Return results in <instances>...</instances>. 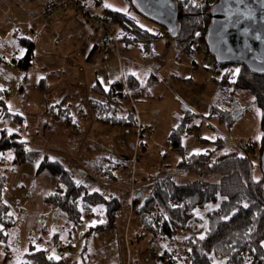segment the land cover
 <instances>
[{
  "label": "rangeland",
  "instance_id": "374dc122",
  "mask_svg": "<svg viewBox=\"0 0 264 264\" xmlns=\"http://www.w3.org/2000/svg\"><path fill=\"white\" fill-rule=\"evenodd\" d=\"M87 4L99 16H107V8L129 14L142 27L158 33L155 56L147 57L137 47L127 48L118 39L111 44L101 41L102 32L97 25L78 11L57 10L44 18L41 4L33 15L28 14L35 9L30 0L0 3V55L7 59L0 62V102L4 101L10 111L0 114V135L3 130L17 133L28 150L40 152L36 159L22 163L14 162L12 150L0 158V208L6 204L15 220L0 215V264H27L31 245L35 251L50 250L52 256L61 260L59 264H123L126 253L129 264H170L165 253L172 251L174 241L150 242L132 213V205L134 198H139L138 189L146 177L172 172L179 183L201 179L198 174L174 172L180 155L171 148L168 138L171 128L185 114L184 109L195 115L194 133H201L206 140L222 139L217 155L240 150L262 138L261 111L251 105L253 96L248 92L239 97L224 94L216 79L229 67L215 65L214 57L201 42L196 43L194 53L181 52L177 55L178 63L169 62L168 55L173 57L177 50L165 27L140 14L125 0H87ZM40 14L49 24L57 15L73 16L43 26ZM17 37L35 42V58L27 71L17 66L25 52ZM88 39L92 46L96 39L100 40L94 49L93 65L88 64L83 51ZM127 58L137 64L134 68L142 70L141 78L145 76L144 67L157 61L161 65L166 63L167 68L161 70L158 82L151 86V95L133 104L137 124L112 126L96 117L92 99L100 96L93 83L101 81L108 86V82H121L123 63L131 65ZM237 69L233 65L229 70L235 74ZM63 71L72 72L74 77L64 75ZM214 104L217 108H235L234 120H221L216 112L213 115ZM193 141V134L183 137L188 149ZM207 144L208 148L214 147ZM194 145L206 148L200 141ZM45 156L70 169L76 180L91 190L119 198L115 228L95 236L86 252L85 233L95 221L86 218L75 225L57 217L54 205L45 200L55 191L57 178L47 170H39ZM97 161H102V166L113 164L117 178L110 179L98 172L92 165ZM261 174L262 170L257 168L254 177ZM148 186L142 189L147 196L152 189ZM202 213L200 210L199 214ZM190 232L179 230L175 236L182 238ZM115 234L121 236L120 240Z\"/></svg>",
  "mask_w": 264,
  "mask_h": 264
},
{
  "label": "trees",
  "instance_id": "16d2710c",
  "mask_svg": "<svg viewBox=\"0 0 264 264\" xmlns=\"http://www.w3.org/2000/svg\"><path fill=\"white\" fill-rule=\"evenodd\" d=\"M125 1L138 11L133 0ZM176 1L179 29L175 37L170 35L175 48L180 53L191 54L194 53L195 43L199 41L209 53L205 38L213 6L208 0ZM104 12L116 28V40L139 47L147 57L155 56L154 46L160 38L158 33L142 27L129 14L109 8ZM17 43L25 47L17 66L27 71L35 58V43L27 37H17ZM13 60L16 62V58ZM6 61L0 55V62ZM214 64L219 65L215 58ZM233 65L239 69L235 74L229 70ZM219 66L229 67L216 79L224 88V94L239 97L241 93L248 92L253 96L251 105L261 111L263 135L260 142L250 143L249 150L244 149V146L240 150L217 155L223 145L222 139L206 140L201 133H194L195 115L184 109L185 114L171 128L168 138L171 148L180 155L174 172L198 174L201 179L179 183L172 172L146 177L141 185L151 182L153 189L147 197L142 194L140 198H135L132 205V213L138 217L150 242L164 239L174 241L172 251L165 253L170 264H264V175L262 173L259 178L254 177L255 170L261 169L264 149V75L252 73L243 64ZM122 78L121 82L108 87L100 81L94 82L93 88L100 97L92 99L93 106L101 122L112 126H134L137 116L133 104L151 95L150 88L158 82L159 76L151 72L141 78L123 71ZM211 111L213 115L215 112L220 115L221 120L232 122L235 117V108H217L214 104ZM9 113L8 105L4 101L0 102V114ZM187 134H193L194 140L214 147L205 145L203 150L189 151L183 144V137ZM11 150L15 152V163L33 160L40 155L39 151L28 150L26 142L20 140L17 133L9 134L3 130L0 135V158ZM104 159L113 162L110 157ZM92 165L105 177L117 178L113 164L102 166V161H97ZM39 170H47L57 178L55 191L45 197L47 202L54 205L57 217L75 225L86 218L95 221L85 233L84 252L96 234L115 228L120 207L117 196L91 190L77 181L70 169L47 156L41 161ZM200 210H203L202 215L199 214ZM9 212V207L3 204L0 215H9ZM9 216L15 222L14 217ZM186 229H190L189 235L182 238L175 236L179 230ZM52 254L48 249L35 251L34 245H31L27 264H59L61 260ZM84 264L88 262L84 261Z\"/></svg>",
  "mask_w": 264,
  "mask_h": 264
},
{
  "label": "water",
  "instance_id": "95a60500",
  "mask_svg": "<svg viewBox=\"0 0 264 264\" xmlns=\"http://www.w3.org/2000/svg\"><path fill=\"white\" fill-rule=\"evenodd\" d=\"M133 1L143 16L165 27L172 37L177 35L176 0ZM205 42L219 65L243 64L252 73L264 75V0H218L211 9ZM261 169L264 175V149Z\"/></svg>",
  "mask_w": 264,
  "mask_h": 264
},
{
  "label": "crops",
  "instance_id": "0c3cea01",
  "mask_svg": "<svg viewBox=\"0 0 264 264\" xmlns=\"http://www.w3.org/2000/svg\"><path fill=\"white\" fill-rule=\"evenodd\" d=\"M17 1H21V0H17ZM40 1L41 0H30V2H31V4H33V5H35V9H33V10H31V11H28V14H30V15H33L37 10H39V6H40ZM1 2H3V0H0V3ZM33 13V14H32ZM73 16V14H69V15H65V14H60V15H57L56 17H54V20H52L51 22H50V24L49 23H46V22H44V20L41 18V14H40V18L42 19V21L44 22H42L43 24H45V25H43V26H51V25H53L55 22H58V21H60V20H62V19H64V18H66V19H68V18H70V17H72ZM29 21L30 22H36L33 18H29ZM39 26H42V25H39ZM17 34V33H16ZM97 37V36H96ZM31 39V38H30ZM97 39H98V37H97ZM96 39V43L92 46V42L90 41V39H88L87 40V43H86V47L83 49V51L85 52V56L87 57V60H88V64H90V65H93V62H92V58L95 56L94 54H95V52H94V48L95 47H97L98 45H99V41L100 40H97ZM35 43V42H34ZM124 43V42H123ZM125 44V43H124ZM116 46H117V44H116ZM127 48H129V47H136V46H128V45H125ZM137 48H139V47H137ZM140 49V48H139ZM176 49V48H175ZM141 50V49H140ZM177 50V49H176ZM111 53L112 52H110L109 53V55H107V56H105V59L103 60V61H105L106 62V60H107V58H108V56H110L111 55ZM141 53L143 54V55H145L143 52H142V50H141ZM180 54V52L177 50V54L176 55H174L173 57L171 56V54H169L168 55V58L170 59L169 60V62H175V63H178V62H176V59L178 58L177 57V55H179ZM146 56V55H145ZM129 64H131V65H125L124 66V63H123V68H122V77H123V71H125V72H130V73H134V74H136V75H139L140 73H142V70H140V69H136V68H134V67H136L137 66V64L135 63V62H132V61H130L128 58H127V60H126ZM95 64V63H94ZM159 65H161L160 64V62L159 61H157V63H154V64H152V65H149V66H145L144 67V75H147V74H149V73H155L156 75H159V73L161 72V70L162 69H166L167 67H166V63L164 64V65H161V66H159ZM104 67H106L105 65H104ZM132 68H133V70H132ZM64 75H66V76H69V77H74V75H73V73L72 72H68V71H63L62 72ZM108 77V76H107ZM174 78H176L175 76H173ZM172 80H175V79H172ZM101 82V81H100ZM102 83V82H101ZM109 84H108V86L110 85V84H113V83H119V82H108ZM94 84V83H93ZM103 84V83H102ZM104 85V84H103ZM105 86V85H104ZM108 86H106V87H108ZM242 94V93H241ZM240 94V95H241ZM197 142V141H196ZM195 142V140L191 143V144H189V151H200V150H203L204 148L201 146V147H198V146H196V145H194V143H196ZM149 184H151V182H146V183H144L143 185H140L139 186V191L140 190H142V189H144L143 187H145V186H147V185H149ZM136 195V194H135ZM135 199V198H134ZM110 231V230H109ZM105 232H107V231H105ZM100 233H98V234H96L95 236H97V235H99ZM115 236L117 237V238H119V240H120V238H121V236H118L117 234H115ZM114 236V237H115ZM114 237L113 238H111V240H114ZM122 237H124V236H122ZM95 238V237H94ZM125 239L127 240V238L125 237ZM122 243V242H121ZM123 249V248H122ZM123 251H124V249H123ZM125 252V251H124ZM123 264H129V257H128V253H126V256H125V260H124V263Z\"/></svg>",
  "mask_w": 264,
  "mask_h": 264
},
{
  "label": "built area",
  "instance_id": "2783aa9c",
  "mask_svg": "<svg viewBox=\"0 0 264 264\" xmlns=\"http://www.w3.org/2000/svg\"><path fill=\"white\" fill-rule=\"evenodd\" d=\"M208 1L212 6H214L218 2V0ZM40 3L42 5V16L44 18L51 17L57 10H75L78 11V13L84 15L86 14L87 18L97 25L96 28L98 29V31L102 32H98L100 34V38H102L101 41L107 42L108 44H111L110 42H116V28L111 25L110 19L107 16H99L93 11L89 10L87 8V0H41ZM96 28L95 31H97ZM104 29H107L108 32L104 33ZM198 42L199 41H197L196 43ZM195 47H197V45ZM176 62H179V58L176 59ZM250 146L251 144L249 143L245 145L244 149L249 150ZM147 188L153 189V184H149ZM152 189H149L148 193H150ZM139 193L143 194L144 196H147V193L142 192V190H140Z\"/></svg>",
  "mask_w": 264,
  "mask_h": 264
},
{
  "label": "snow or ice",
  "instance_id": "6c2138e0",
  "mask_svg": "<svg viewBox=\"0 0 264 264\" xmlns=\"http://www.w3.org/2000/svg\"><path fill=\"white\" fill-rule=\"evenodd\" d=\"M237 71H239V69H237Z\"/></svg>",
  "mask_w": 264,
  "mask_h": 264
},
{
  "label": "bare ground",
  "instance_id": "6f19581e",
  "mask_svg": "<svg viewBox=\"0 0 264 264\" xmlns=\"http://www.w3.org/2000/svg\"><path fill=\"white\" fill-rule=\"evenodd\" d=\"M123 85V84H122ZM203 139H205V138H203Z\"/></svg>",
  "mask_w": 264,
  "mask_h": 264
}]
</instances>
